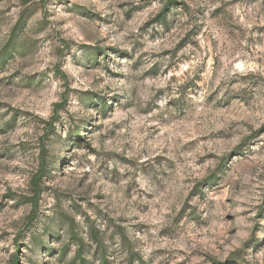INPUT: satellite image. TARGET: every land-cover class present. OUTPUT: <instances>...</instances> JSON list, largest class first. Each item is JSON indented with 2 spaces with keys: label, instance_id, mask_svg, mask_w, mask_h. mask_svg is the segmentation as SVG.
I'll return each mask as SVG.
<instances>
[{
  "label": "rangeland",
  "instance_id": "374dc122",
  "mask_svg": "<svg viewBox=\"0 0 264 264\" xmlns=\"http://www.w3.org/2000/svg\"><path fill=\"white\" fill-rule=\"evenodd\" d=\"M10 41L0 64V264H79L77 241L85 264H264V0H0V60ZM129 41L130 51L120 46ZM109 53L136 70L150 64L141 79L167 98L162 116L149 104L137 120L151 130L148 155L110 153L150 190L127 186L134 202L124 207L109 206L105 190L130 173L103 164L77 173L76 199L57 186L55 154L81 146L90 109L100 120L84 131L129 147L115 123L124 114L109 103L117 97L95 90ZM185 241L190 251L169 247Z\"/></svg>",
  "mask_w": 264,
  "mask_h": 264
},
{
  "label": "clouds",
  "instance_id": "9594fccd",
  "mask_svg": "<svg viewBox=\"0 0 264 264\" xmlns=\"http://www.w3.org/2000/svg\"><path fill=\"white\" fill-rule=\"evenodd\" d=\"M121 35H126V33H121ZM122 48L131 50L132 42L129 41L120 45ZM149 47H154V45H149ZM82 50L72 49V53L77 57H80ZM110 59L104 62L100 68L95 69L97 79L99 80V85L95 89L103 96H115L117 99L109 100V103L117 110L124 114V119L122 121H115L116 124L120 125V128L124 130L122 143H127L129 147L127 149L119 146H114L111 141H106L100 133H96L95 136L90 135L89 131H84V128H91V124L100 120V115L98 110H89L82 115L89 117V123L87 125H81L82 131V141L79 148H73L71 152L67 148L58 151L55 155L57 157L56 163L60 164L57 169V173L62 176L61 180L57 181V186L61 191L67 192L73 199L78 198L81 195L82 189L77 187L79 184L78 172H83L85 168H90L92 173L95 174V170L100 167L101 164L104 168L111 171L116 169L121 172L130 173L127 178L123 181L121 185H117L111 191L105 190L106 192V203L111 206L113 201H123L121 207L124 205H131L134 202L133 199H124V193L127 186H133V193L135 195H141V189L144 192L150 191L143 180L137 179V170L135 167L130 165H124L119 162L115 157L111 156L112 152H119L121 154H127L130 159L140 160L143 159L152 150L151 142V130L145 132L142 127H137V120L143 116L142 109H145L149 104L153 105V111L151 113L152 118H158L162 116L165 112V105L167 98L156 99L155 98V88L159 84L157 81L152 79L142 80L141 76L147 67L151 65L148 64L144 68L138 70L133 69L131 62L124 63L120 61L119 57L113 56V54H108ZM154 62V61H153ZM111 73H121L123 80L120 82L110 80ZM158 105V107H156ZM74 120L79 121L80 115L73 116ZM139 136L143 139V143H140L139 139H134ZM136 143L137 147L133 150L131 145ZM63 144V140L60 141ZM59 147V145H58ZM95 152H92V149ZM71 156L70 161L62 160V157ZM90 161V163H89ZM71 165L67 173H64V168L67 165ZM102 179L97 181V184L101 186L104 185ZM93 190L97 189L96 185H93ZM242 211L243 209H237ZM117 215H126L128 217L129 223H135L131 217L135 215V212L124 213L118 212ZM79 219V217L77 218ZM127 227V225H125ZM246 235V234H245ZM135 239V237H132ZM143 239V237H141ZM160 243H154L152 247L159 248L162 247ZM169 247H179L186 248V250H191L193 245L188 244L186 241L182 243H172ZM183 259L184 257H180ZM163 259V257H162ZM172 264H176L173 260Z\"/></svg>",
  "mask_w": 264,
  "mask_h": 264
},
{
  "label": "trees",
  "instance_id": "16d2710c",
  "mask_svg": "<svg viewBox=\"0 0 264 264\" xmlns=\"http://www.w3.org/2000/svg\"><path fill=\"white\" fill-rule=\"evenodd\" d=\"M10 45H11V41L8 42L7 45L5 46V48L1 51L2 57L0 60V64H2L6 60V58L8 57L5 55V52L8 51ZM46 173H47L46 163L42 162L38 173L36 174V176L34 178H32V180L30 182L31 190H32V197L30 199L31 200L30 203H31L33 210L36 209L37 199H38V196L40 194V181L43 177H45ZM77 245H78L77 259L80 260L79 264H85L84 259L82 258L83 243L81 241H77Z\"/></svg>",
  "mask_w": 264,
  "mask_h": 264
}]
</instances>
